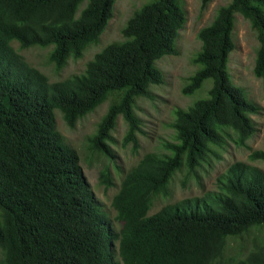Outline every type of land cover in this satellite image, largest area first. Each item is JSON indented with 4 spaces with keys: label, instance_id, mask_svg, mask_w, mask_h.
Segmentation results:
<instances>
[{
    "label": "trees",
    "instance_id": "trees-1",
    "mask_svg": "<svg viewBox=\"0 0 264 264\" xmlns=\"http://www.w3.org/2000/svg\"><path fill=\"white\" fill-rule=\"evenodd\" d=\"M116 0H0V264H264V245L235 263L225 259L229 240L264 225V172L236 162L217 179V193L167 205L149 215L156 195L166 194L172 176L190 175L218 156L227 139L244 146L256 132L252 119L260 107L231 81L228 64L236 45V16L257 35L253 73L264 91V0H231L217 9L199 36L193 61L200 67L183 88L198 92L208 80V97L175 111L176 143L168 153L147 154L123 178L112 206L119 232L120 261H113L107 216L94 200L77 151L58 130L56 111L66 126L109 101L91 152L114 160L111 143L117 120L127 126L123 144L139 149L143 134L136 104L163 84L146 44L157 31L164 7L173 24L184 22L181 0H154L135 11L113 42L89 61L83 73L50 83L11 46L52 47L57 71L99 46ZM211 0H203L205 10ZM250 161L264 162V151ZM113 186L108 167L99 176ZM195 205V206H194ZM233 262V263H232Z\"/></svg>",
    "mask_w": 264,
    "mask_h": 264
},
{
    "label": "rangeland",
    "instance_id": "rangeland-1",
    "mask_svg": "<svg viewBox=\"0 0 264 264\" xmlns=\"http://www.w3.org/2000/svg\"><path fill=\"white\" fill-rule=\"evenodd\" d=\"M152 1L154 0H116L112 19L101 36L100 45L85 52L82 59L70 60L61 71H57L49 61L52 47L22 48L17 41L11 42V46L31 67L46 75L50 83L63 81L73 75L83 73L87 63L93 59L95 54L101 52L109 44L122 40L121 30L133 13ZM230 1L211 0L207 8L202 10L203 0H181L184 9V22L181 25L173 24L167 10L160 7L156 17V34L148 41L146 47L150 52L154 68L163 78V84L151 87L150 97L137 101L136 114L142 121L141 128L144 132L138 135V151L135 152L130 144L126 146L123 144L127 126L122 117H119L116 128L111 133L114 139V142L110 144L114 160L107 161L91 152L89 140L97 132L98 125L110 105L109 101L79 120L74 129L66 126L58 111L55 113L58 130L63 135L65 143L77 151L94 200L100 205L110 223L113 235L111 251L114 262L120 261L118 246L122 224L115 218L113 199L125 175L147 154H166L168 152L164 145L176 143L175 131L171 127L175 121V111L177 109L187 110L195 101L208 97L212 86L210 80L206 81L203 87L193 95H185L183 88L189 78L200 68L193 61L202 46L200 30L213 21L220 6ZM233 39L236 48L230 56L229 75L232 83L244 90L247 99L260 107L259 113L252 116L256 132L244 146H239L233 141L236 136L230 131L232 139H227L223 150L215 149L218 156L213 154L208 156L207 163L196 169V176L190 175L185 167L178 170L172 176L166 194L156 195L153 198L149 211L150 216L167 205H175L186 199L203 198L207 194L217 193L218 177L236 162L246 163L264 172V162L249 159L252 152L264 151V91L261 80L253 73L258 39L249 21L239 15L236 16ZM105 167H108L113 180V186L108 189L100 183L99 179ZM263 245L264 225L254 226L242 237L229 240L224 258L229 259L234 256L236 257L235 263H237L249 254L259 251ZM2 258L3 253L0 250V262Z\"/></svg>",
    "mask_w": 264,
    "mask_h": 264
}]
</instances>
